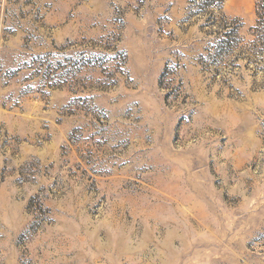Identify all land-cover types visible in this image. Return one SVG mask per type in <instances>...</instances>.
Returning a JSON list of instances; mask_svg holds the SVG:
<instances>
[{
  "label": "rangeland",
  "instance_id": "1",
  "mask_svg": "<svg viewBox=\"0 0 264 264\" xmlns=\"http://www.w3.org/2000/svg\"><path fill=\"white\" fill-rule=\"evenodd\" d=\"M190 1L0 0V264H264L258 0Z\"/></svg>",
  "mask_w": 264,
  "mask_h": 264
},
{
  "label": "trees",
  "instance_id": "2",
  "mask_svg": "<svg viewBox=\"0 0 264 264\" xmlns=\"http://www.w3.org/2000/svg\"><path fill=\"white\" fill-rule=\"evenodd\" d=\"M225 0H191L188 8V18L195 15H205L206 23L210 27H218L219 30L214 31L217 40L215 41V47L220 48L221 51L215 53V56L230 54L237 46L239 41V31L242 24L239 20H231L222 12L223 3ZM257 25L253 27V30H259L264 32V0H258L257 3ZM264 36V33H262ZM209 51V50H207ZM203 55H201L202 57Z\"/></svg>",
  "mask_w": 264,
  "mask_h": 264
}]
</instances>
